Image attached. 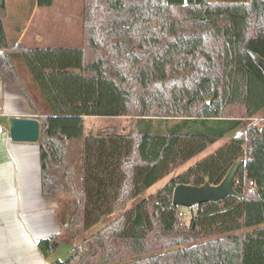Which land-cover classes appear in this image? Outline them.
Here are the masks:
<instances>
[{"label":"trees","instance_id":"1","mask_svg":"<svg viewBox=\"0 0 264 264\" xmlns=\"http://www.w3.org/2000/svg\"><path fill=\"white\" fill-rule=\"evenodd\" d=\"M82 3L80 48H8L0 0L2 72L18 82L20 62L39 93L28 100L40 115L42 193L57 200L64 225L38 242L42 254L68 244V256L51 264H264V70L252 57L264 60V0ZM85 117L128 118L127 133L109 125L85 135ZM237 161L236 195L189 208L183 223L175 186L217 185Z\"/></svg>","mask_w":264,"mask_h":264},{"label":"crops","instance_id":"2","mask_svg":"<svg viewBox=\"0 0 264 264\" xmlns=\"http://www.w3.org/2000/svg\"><path fill=\"white\" fill-rule=\"evenodd\" d=\"M52 5L45 8L39 7L36 0H5L3 28L7 47L80 48L82 41L77 46L66 41L75 38L70 29L64 38L54 20L49 19L50 14L44 13ZM37 15L39 19L35 21ZM61 41L69 44L64 46ZM13 66L18 82L4 75L0 62V264H51L60 259L52 254L46 258L38 242L60 234L63 226L57 218V200L42 193L40 145L11 141L7 127L9 117L39 121L40 115L28 100L38 99L39 93L24 66L20 62ZM89 118L103 119L85 117L84 123ZM92 125L84 129L85 135L95 134L101 128L91 130Z\"/></svg>","mask_w":264,"mask_h":264},{"label":"rangeland","instance_id":"3","mask_svg":"<svg viewBox=\"0 0 264 264\" xmlns=\"http://www.w3.org/2000/svg\"><path fill=\"white\" fill-rule=\"evenodd\" d=\"M82 6H83L82 0H53V5L51 7V10H43L45 14L46 13L50 14L49 19L52 18L54 20L52 22L57 24V28L58 29L60 28L59 34H62L64 38L68 37L67 34L65 33L66 30L68 29L71 30L75 38H68L66 39V41H69V43H71L74 46H77V44H81V41H82V38H81L82 37ZM38 17L39 16L37 15L35 18V21L39 19ZM61 42L65 44L64 46H67L69 44L68 42L64 43V41H61ZM57 46L60 47V45H57ZM66 48H69V47L67 46ZM252 57H253L254 62L259 65L260 59L255 54H252ZM262 114H264V110L259 114V116H261ZM250 121H251L250 119H244L238 129L234 130L233 132L228 134L226 137L218 140L216 143L209 146L203 152L199 153L198 155H196L195 157H193L192 159H190L189 161H187L186 163H184L183 165H181L180 167L172 171L169 175H167L162 180L157 182L152 188L145 191L144 193L139 195L137 198H135L133 201L128 203L124 207V209L119 210L116 213L108 216L103 221H101L100 223H98L97 225L89 229L79 238V240L85 239L89 237L90 235L96 233L97 231H99L100 229L108 225L111 221H113L119 214L131 209L140 200L147 198L150 195L154 194L157 190H159L164 185H166L171 179L184 173L187 169L194 166L197 162L209 156L210 154L214 153L222 145L229 142L233 138V136L246 130L250 125H252ZM91 124H93L91 130L92 129L94 130L95 127L97 126L105 127L109 125H115V126H118L121 133L125 134L127 133L126 127L129 124V119L128 118H118V117L117 118L110 117V118H103V119L89 118V119H86L84 123L85 131L88 129L89 126H91ZM181 209H182L181 210L182 211V215H181L182 222L187 224L190 219V212L188 211V209H185V208H181ZM62 226L64 225L62 224ZM79 240L76 243H78ZM69 250H70V245L62 244L59 247V249L56 252H54L52 255H54L55 258L64 260Z\"/></svg>","mask_w":264,"mask_h":264},{"label":"water","instance_id":"4","mask_svg":"<svg viewBox=\"0 0 264 264\" xmlns=\"http://www.w3.org/2000/svg\"><path fill=\"white\" fill-rule=\"evenodd\" d=\"M259 65L264 70V60H260ZM7 127L8 136L13 142L37 143L39 141L41 124L37 119L9 117ZM238 166L239 161L229 169L217 185H210L206 181L201 186L193 184L175 186L171 198L172 205L189 209L196 205L218 202L229 196H235L233 184Z\"/></svg>","mask_w":264,"mask_h":264},{"label":"built area","instance_id":"5","mask_svg":"<svg viewBox=\"0 0 264 264\" xmlns=\"http://www.w3.org/2000/svg\"><path fill=\"white\" fill-rule=\"evenodd\" d=\"M251 121V124H254L257 120H258V118H253V119H250ZM2 133V127L0 126V134ZM252 185V183H250V186Z\"/></svg>","mask_w":264,"mask_h":264}]
</instances>
